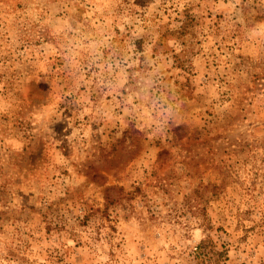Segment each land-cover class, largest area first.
Returning <instances> with one entry per match:
<instances>
[{"label": "rangeland", "instance_id": "obj_1", "mask_svg": "<svg viewBox=\"0 0 264 264\" xmlns=\"http://www.w3.org/2000/svg\"><path fill=\"white\" fill-rule=\"evenodd\" d=\"M0 264H264V0H0Z\"/></svg>", "mask_w": 264, "mask_h": 264}, {"label": "trees", "instance_id": "obj_2", "mask_svg": "<svg viewBox=\"0 0 264 264\" xmlns=\"http://www.w3.org/2000/svg\"><path fill=\"white\" fill-rule=\"evenodd\" d=\"M106 197V196H105Z\"/></svg>", "mask_w": 264, "mask_h": 264}]
</instances>
